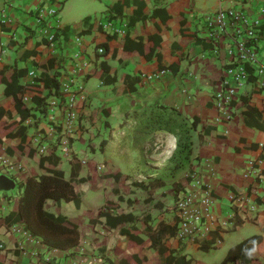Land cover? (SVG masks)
Listing matches in <instances>:
<instances>
[{
  "label": "crops",
  "instance_id": "1",
  "mask_svg": "<svg viewBox=\"0 0 264 264\" xmlns=\"http://www.w3.org/2000/svg\"><path fill=\"white\" fill-rule=\"evenodd\" d=\"M55 1L0 0V12L4 9L8 18L4 22L7 29L0 28V70L8 75L11 66L26 69L19 78L22 84H32L24 91L26 105L33 104L34 95L47 92L43 82L36 79L43 73L52 76L56 71L61 88L63 83L69 84L65 101L73 96L77 121L69 133L70 152H56L59 156L56 168L69 178L70 159L75 154L81 162L79 177L85 180L73 182L80 195L79 205L62 199L59 211L79 218L80 236L72 247L47 248L40 241L24 237L21 224H1L0 243L2 252L6 253V264L9 261L13 264H167L170 254H184L191 264H220L227 251L219 257L217 251L228 236L234 237L231 247L253 234L262 236L254 255L264 259V181L260 179L264 174V90L250 81L240 86L229 106L230 118L220 120L214 94L222 88L228 34L208 39L202 17L215 10L222 0H127L116 16L110 7L125 0H101L104 9L88 12L72 23H61L57 15L59 26L52 49L35 29L36 8L47 9ZM139 2L146 17L130 21L139 9ZM251 3L258 9L264 0ZM107 19L118 24L125 21V33L106 32L101 23ZM262 20L257 57L264 62V16ZM153 34L160 39L158 47L150 53L154 41L149 37ZM137 42L143 51L133 48ZM99 46H104L102 53L97 51ZM156 52L160 53L159 60ZM145 53H150V57ZM49 60H52L50 65ZM160 64L164 67L160 68ZM160 69H166L161 76L148 77ZM106 73L112 80H103ZM4 87L0 82V106L5 110L0 121L15 122L17 126L20 117ZM156 104L174 108L186 118H198L192 130L195 138L191 135V155L195 157L192 167L212 188L213 202L206 218L211 230L203 239L206 247L213 240L209 248L170 233L172 223L177 224L173 180L147 189L135 184L148 183L154 176L149 175V170L161 169L175 147V136L163 130L137 149L120 143L126 129L138 120V114L148 112ZM62 106L52 95L45 118L34 111L33 116L22 121L31 125L22 142L19 136H9L8 128L0 130V190L13 189L15 180L32 171L46 172L49 161L44 160L40 165L41 154L36 147L55 138L56 125L61 129L65 113ZM208 125H212L209 132L203 133ZM7 163L20 167L15 177L5 173ZM116 170L122 173L119 198L113 192V177L107 175ZM186 174L188 171L184 170L178 177ZM91 175H95L94 186L88 179ZM122 188L141 190L146 197L133 198L128 192L124 194ZM243 194L249 197L245 210L252 202L256 206L254 211L238 209L233 198ZM109 202L116 208L108 206ZM43 207L53 213L56 201L47 198ZM12 209L8 202L0 200V216ZM100 211L130 213L134 219L110 228ZM145 215L148 217L144 218ZM12 225L17 229L12 230ZM152 238L164 245V249L153 244ZM48 257L51 263L45 261Z\"/></svg>",
  "mask_w": 264,
  "mask_h": 264
},
{
  "label": "trees",
  "instance_id": "2",
  "mask_svg": "<svg viewBox=\"0 0 264 264\" xmlns=\"http://www.w3.org/2000/svg\"><path fill=\"white\" fill-rule=\"evenodd\" d=\"M127 0L123 3H114L110 9L115 13L113 16L121 13L122 7L126 4ZM138 10H135L133 15L130 17V21L145 18L141 12L142 3H138ZM164 16L168 18V14L162 10ZM157 12V11H156ZM155 14V11H154ZM1 29H7L6 26L1 23ZM58 30V29H57ZM57 30L55 37L57 38ZM154 41V46L150 48V53H152L157 47L160 37L157 34H153L149 37ZM125 46V45H124ZM104 47V46H103ZM126 48L129 46H125ZM133 48L138 51H143L140 43H135ZM142 48V49H141ZM257 49V46H256ZM149 53V54H150ZM149 54L145 53L147 57ZM158 60L160 59V53L156 52ZM52 60L48 61L50 65ZM37 65H42L43 63H36ZM170 65L169 67H171ZM163 68L164 65H159ZM173 68V66L171 67ZM248 70L250 72L249 80L254 84L255 76L253 75V66L248 65ZM26 73V69L11 66V71L8 75L5 71L0 70V82L4 83V93L14 100V105L19 114L20 120L19 124L16 126L15 122L8 123L0 121V130L8 128L9 136H19L21 142L25 140L26 134L31 125L22 124V121L26 120L30 116L34 115V111H38L41 118H45L49 111V97L55 96L59 100V104L63 105V109H66V103L64 104L65 98L68 94L64 91L60 82L57 78L58 73L55 71L52 76L47 73H43L40 77L36 78L43 82V87L47 89L44 95H34L32 97V105H26L23 101L24 91L27 87L31 86L29 84H22L19 81L21 75ZM103 80H112L106 73L102 76ZM255 85V84H254ZM39 89V88H38ZM261 90V88H259ZM5 113V110L0 106V116ZM220 120H227L225 117H221ZM198 118L193 116L191 118H186L181 116L179 112L174 108H168L166 106L156 104L148 112L142 111L138 114V120L134 124L127 128L121 144L128 147L129 149H137L142 146L145 140L151 141L157 131H167L173 134L176 138L175 147L171 155L167 158L164 165L158 171L149 170V175H154L149 178L148 183H135L144 189L149 186H159L165 184L168 180H173L172 186L175 192V199L178 197L179 193L185 189V187L190 182V177L188 174L179 176L182 171H188V173L195 171L192 167V142H191V131L195 129ZM57 134L53 140L48 143V149L45 153L40 156V165L43 164L44 160H48L49 164L46 168V172L43 174H38L32 171L29 175L18 180L19 193L12 197L15 202L13 209L5 216H0V225H10L14 223H19L23 228L36 240L42 242L47 248H68L76 245L79 241V229L80 220L76 217H69L62 214L59 211L60 201L73 200L76 206L80 203V195L75 191L73 182L84 181L85 178L79 177L80 169V159L72 154L71 161V173L70 177L66 178L63 175L62 170L56 168V163L59 160V156L56 153L59 149V144L61 141L62 132L60 125H56ZM212 125H208L203 133L209 132V128ZM68 138V144L70 146V139ZM147 141V142H148ZM19 147H22L19 144ZM251 147H256L255 144H251ZM114 179L113 192L119 195L121 186L122 173L119 170L113 171L107 174ZM15 177V175H13ZM125 176H123V179ZM91 181V186L95 184V175H91L88 178ZM150 190V189H149ZM11 196L8 198L10 199ZM213 197V195H212ZM11 198V200H13ZM47 198H52L56 201L55 212H48L44 209L43 204ZM99 215L105 217V224L112 228L117 224L123 222L124 220L134 219L133 215L130 213H116L111 214L110 212H99ZM145 215L144 218H147ZM177 221V218H176ZM160 226V223H159ZM177 224L172 223L170 226V233H176ZM262 236L259 234H253L245 237L238 243L232 245L227 250L224 258L221 260L220 264H264V259L254 255V249L260 244ZM153 244H156L160 250L164 249V245L159 244L155 238H152ZM202 247L209 248L213 245V240H210L204 246V240H199ZM161 252V251H160ZM6 253L2 252L0 248V264H6ZM129 259V257H128ZM46 262L51 263V259L48 257L45 259ZM167 264H191L190 259L186 258L184 254L172 255L167 257ZM7 264H13L9 261ZM110 264H113L110 262Z\"/></svg>",
  "mask_w": 264,
  "mask_h": 264
},
{
  "label": "built area",
  "instance_id": "3",
  "mask_svg": "<svg viewBox=\"0 0 264 264\" xmlns=\"http://www.w3.org/2000/svg\"><path fill=\"white\" fill-rule=\"evenodd\" d=\"M9 1V0H7ZM252 0H222L219 6L202 17L203 26L208 39H216L219 34H228V45L225 47V56L227 58L222 79V88L214 94L216 108L220 116L227 120L230 118L229 106L234 99L237 89L249 82L250 72L248 65L253 66L254 84L264 90V62L257 57V43L261 38V25L264 16V5L258 9L252 7ZM63 0H56L55 4L49 8H36L38 24L36 31L41 35L50 48H54L56 42V30L58 28V11L62 6ZM4 9L0 12V23H6L7 17ZM106 32L112 34H123L127 23L120 24L113 19H107L101 23ZM97 51L102 53L103 47L99 46ZM77 55V53L75 54ZM166 69H160L150 78L161 76ZM32 73V72H31ZM62 88L68 92L69 84L63 83ZM66 102V109L61 123V132L63 133L58 151L62 154L70 152L68 144L69 133L77 121V111L73 107V96H69ZM52 104V101L50 102ZM37 152L43 154L48 149V144L40 143ZM6 169H17L19 166L13 163H7ZM190 182L174 200L173 211L177 218L176 236L180 239H186L192 242H199L204 239L211 227L206 222L210 206L213 202L212 188L208 183H204L195 170L188 173ZM264 181V174L260 175ZM233 197V196H232ZM237 202V207L241 211L250 212L256 209V206L250 202L247 210L244 205L248 203L247 195H240L233 198ZM220 224L225 225L226 222ZM219 224V225H220ZM12 230H16V225H12ZM24 237L32 241H38L33 238L24 228L21 230ZM0 243V248H2Z\"/></svg>",
  "mask_w": 264,
  "mask_h": 264
},
{
  "label": "rangeland",
  "instance_id": "4",
  "mask_svg": "<svg viewBox=\"0 0 264 264\" xmlns=\"http://www.w3.org/2000/svg\"><path fill=\"white\" fill-rule=\"evenodd\" d=\"M62 4L63 5L60 7V9L58 11V16H59L61 23H72L73 21H77L78 19L82 18L88 12L100 11L101 9H104V7H105L104 3L101 0H63ZM191 135L193 136V139H194L195 134H193V131H191ZM169 145L171 146L172 144L170 143ZM161 157H162V155H160L159 158H161ZM4 170H5V173H9L12 176L17 173V170H15L14 168L13 169H4ZM18 182L19 181L15 180L16 185L13 189H10L7 191L0 190V200L2 202H4L5 204H6V202H8V204H10L12 208H13L14 202H15V200L12 197H15V195L17 193H19V189H20ZM122 192L124 194H127V192H128L130 194V196L133 198H135V196H140V197H138L139 199L146 197V194H141V190H138V189L128 190L127 188H122ZM137 192L139 193V195ZM9 196H11L10 199L8 198ZM141 196H143V197H141ZM11 198L13 200H11ZM111 204H112V202H109V204H107V205L114 208L115 206L111 205ZM113 204H115V203L113 202ZM16 224H18V223H16ZM239 231L241 232L242 229ZM235 236H237V235H235ZM231 238H234V237L228 236L225 240V243H223V244H221V246H219L220 250L217 251V257L220 256V253H221V255H224L223 254L224 251L226 252L227 249L230 247V242L232 240Z\"/></svg>",
  "mask_w": 264,
  "mask_h": 264
}]
</instances>
